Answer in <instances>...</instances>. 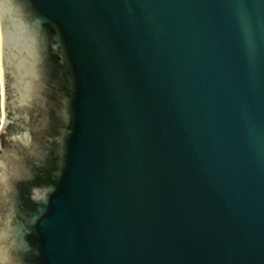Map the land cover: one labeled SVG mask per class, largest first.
I'll return each mask as SVG.
<instances>
[{"label":"water","instance_id":"water-1","mask_svg":"<svg viewBox=\"0 0 264 264\" xmlns=\"http://www.w3.org/2000/svg\"><path fill=\"white\" fill-rule=\"evenodd\" d=\"M0 63V264H264V0H0Z\"/></svg>","mask_w":264,"mask_h":264},{"label":"flooded vegetation","instance_id":"flooded-vegetation-1","mask_svg":"<svg viewBox=\"0 0 264 264\" xmlns=\"http://www.w3.org/2000/svg\"><path fill=\"white\" fill-rule=\"evenodd\" d=\"M10 70V66L3 68L0 63V145L1 147H7L8 157L11 160H15L17 155L20 158L22 155L29 157L31 156L30 154L35 157V153L41 147L42 141H40V137L38 145L33 146L31 144L27 146L23 144L22 146L19 140H14L13 135H20L27 129L31 130L35 136L41 132L40 122L37 119L41 115V106L35 100L31 106L26 102L18 104V94L12 84ZM25 112L29 115L27 118L23 115ZM3 205L4 202L0 196V215L4 210Z\"/></svg>","mask_w":264,"mask_h":264},{"label":"rangeland","instance_id":"rangeland-1","mask_svg":"<svg viewBox=\"0 0 264 264\" xmlns=\"http://www.w3.org/2000/svg\"><path fill=\"white\" fill-rule=\"evenodd\" d=\"M0 91H1V88H0ZM0 118H1V114H0Z\"/></svg>","mask_w":264,"mask_h":264}]
</instances>
